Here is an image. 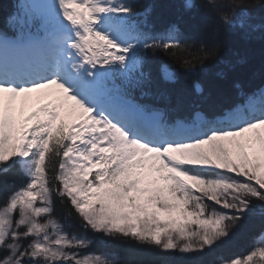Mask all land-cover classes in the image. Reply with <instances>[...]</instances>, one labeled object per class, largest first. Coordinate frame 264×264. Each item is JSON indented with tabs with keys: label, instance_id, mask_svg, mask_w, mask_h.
Here are the masks:
<instances>
[{
	"label": "snow or ice",
	"instance_id": "snow-or-ice-1",
	"mask_svg": "<svg viewBox=\"0 0 264 264\" xmlns=\"http://www.w3.org/2000/svg\"><path fill=\"white\" fill-rule=\"evenodd\" d=\"M184 7L217 17L210 42L195 47L176 23L157 30L152 9L137 11L134 0H20L8 15L0 189L16 174L25 182L0 206V264H117L91 251L105 237L207 255L251 218L264 236V86L236 84L223 108L145 90L153 54L195 70L217 56L216 37L247 27V12L235 15L243 3ZM168 68L160 78L174 83ZM42 91L55 101L25 117L29 94ZM199 264H264V242Z\"/></svg>",
	"mask_w": 264,
	"mask_h": 264
},
{
	"label": "trees",
	"instance_id": "trees-1",
	"mask_svg": "<svg viewBox=\"0 0 264 264\" xmlns=\"http://www.w3.org/2000/svg\"><path fill=\"white\" fill-rule=\"evenodd\" d=\"M18 1V0H16ZM15 0H0V23L4 24L7 16L14 11ZM185 0H140L143 7H150L152 14L150 23L156 28L176 23L180 28L194 37L199 46L201 41L210 42V26L217 20L216 16L208 17L203 12H189L184 8ZM220 4L243 3L246 8L237 9L235 15L239 17L247 12L250 20L251 36L247 38L242 32L221 34L216 37L220 49L215 58L198 64L195 70L179 67V63L164 55H154L151 60L152 76L155 95L171 96L173 101L177 97L183 98L185 107L195 106L200 97L207 101L206 107L223 108L235 102L238 89L236 84L251 90L264 84V0H217ZM143 8V10H144ZM231 14V13H230ZM189 43H192L190 40ZM195 47L192 52H195ZM187 55V54H184ZM164 61L173 65L179 72L178 81L174 84L162 83L157 76V65ZM157 81V82H156ZM194 82H201L204 92L197 95L193 88ZM163 103V102H162ZM164 104V103H163ZM203 106V104H202ZM163 107V105H162ZM25 179L16 174L9 180L8 187L0 189V206L5 194L23 185ZM59 218V217H58ZM73 223L72 232L82 234L78 225ZM262 227L259 218L245 221L237 235L226 245L207 255L180 253L179 251L161 252L154 246L140 245L134 240L101 238L97 239L91 251L95 254H106L114 257L117 264H199L200 261L215 260L220 256L244 254L250 248L258 245V233Z\"/></svg>",
	"mask_w": 264,
	"mask_h": 264
},
{
	"label": "rangeland",
	"instance_id": "rangeland-1",
	"mask_svg": "<svg viewBox=\"0 0 264 264\" xmlns=\"http://www.w3.org/2000/svg\"><path fill=\"white\" fill-rule=\"evenodd\" d=\"M56 99L55 96H47L45 95V92L42 91L41 93L36 94H29L28 102L23 107V115L26 117L27 115H30L32 111L36 110L39 106L45 103L54 102ZM21 110L19 103L17 104V111L19 112ZM259 146H257V149ZM260 243L264 242V236L260 237ZM142 245V244H140Z\"/></svg>",
	"mask_w": 264,
	"mask_h": 264
}]
</instances>
